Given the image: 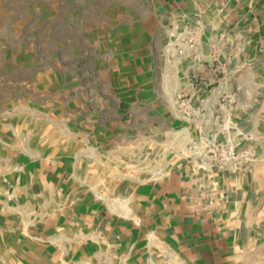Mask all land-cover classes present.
Listing matches in <instances>:
<instances>
[{
	"label": "crops",
	"instance_id": "0c3cea01",
	"mask_svg": "<svg viewBox=\"0 0 264 264\" xmlns=\"http://www.w3.org/2000/svg\"><path fill=\"white\" fill-rule=\"evenodd\" d=\"M154 3L155 44L106 86L23 102L0 63V264H264V0ZM184 17L204 46L171 65Z\"/></svg>",
	"mask_w": 264,
	"mask_h": 264
},
{
	"label": "rangeland",
	"instance_id": "374dc122",
	"mask_svg": "<svg viewBox=\"0 0 264 264\" xmlns=\"http://www.w3.org/2000/svg\"><path fill=\"white\" fill-rule=\"evenodd\" d=\"M154 2L0 0V52L6 56L0 63L6 61L11 68L15 54L17 62H22L23 102L46 99L48 78L58 98L68 87V79L74 90L79 84L87 90L93 88L100 77L106 86L111 69L120 67L125 57L155 44L153 38L149 41L159 33L152 13ZM170 31L167 24V37ZM31 67L39 74V83L31 80ZM48 70L52 71L49 75ZM225 95L237 98L238 91Z\"/></svg>",
	"mask_w": 264,
	"mask_h": 264
},
{
	"label": "built area",
	"instance_id": "2783aa9c",
	"mask_svg": "<svg viewBox=\"0 0 264 264\" xmlns=\"http://www.w3.org/2000/svg\"><path fill=\"white\" fill-rule=\"evenodd\" d=\"M170 25L171 31L166 43L168 60L173 64L187 58L197 62L200 59L208 31L206 23L201 18L184 17L172 19ZM233 149L232 138L230 137L224 156L233 155Z\"/></svg>",
	"mask_w": 264,
	"mask_h": 264
}]
</instances>
